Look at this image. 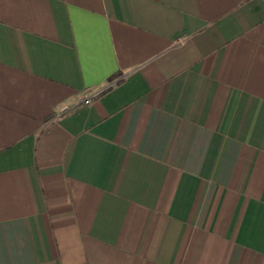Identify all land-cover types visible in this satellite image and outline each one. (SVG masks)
I'll list each match as a JSON object with an SVG mask.
<instances>
[{"label": "crops", "instance_id": "crops-1", "mask_svg": "<svg viewBox=\"0 0 264 264\" xmlns=\"http://www.w3.org/2000/svg\"><path fill=\"white\" fill-rule=\"evenodd\" d=\"M0 264H264V0H0Z\"/></svg>", "mask_w": 264, "mask_h": 264}, {"label": "trees", "instance_id": "trees-1", "mask_svg": "<svg viewBox=\"0 0 264 264\" xmlns=\"http://www.w3.org/2000/svg\"><path fill=\"white\" fill-rule=\"evenodd\" d=\"M118 76V74L112 76L111 78L108 79V82H111L114 78H116Z\"/></svg>", "mask_w": 264, "mask_h": 264}]
</instances>
